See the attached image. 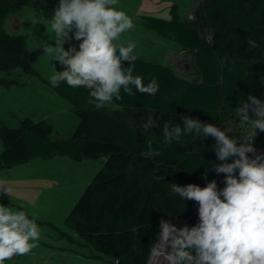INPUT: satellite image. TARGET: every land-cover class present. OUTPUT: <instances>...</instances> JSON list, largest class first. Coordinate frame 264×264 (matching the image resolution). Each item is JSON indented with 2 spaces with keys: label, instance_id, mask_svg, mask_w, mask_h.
Instances as JSON below:
<instances>
[{
  "label": "trees",
  "instance_id": "1",
  "mask_svg": "<svg viewBox=\"0 0 264 264\" xmlns=\"http://www.w3.org/2000/svg\"><path fill=\"white\" fill-rule=\"evenodd\" d=\"M18 1L33 2L0 0V69L25 62V35L1 34ZM45 3L42 0L40 5ZM169 11V18L142 14L141 19L147 29L195 51L194 66L200 80L181 76L168 65L144 60L133 52V75L141 76L145 85L156 79L159 89L149 95L133 86L132 95L121 89L122 99H113L126 114L148 109L168 116L154 120L157 126L138 130L106 108L96 109L88 103L87 89L72 88L66 82L52 87L73 104L79 118L70 138L53 140V127L46 120L25 117L17 126L0 124V169L36 157L70 155L77 161L106 157L64 224L72 225L79 237L116 264H147L162 219L182 217L177 228L199 223L198 203L179 197L167 179H175L178 186L195 184L201 188L215 180L218 191L225 187V174L214 171V165L222 163L215 155V139L191 134L165 144L163 125L183 127V117L188 116L222 130L249 95L264 101V0H211L199 8L194 22L181 18L177 4ZM249 41L257 46L252 47ZM123 66L130 65L123 62ZM63 70L61 66L59 71ZM148 140L158 156L147 155ZM256 154L261 152L256 149Z\"/></svg>",
  "mask_w": 264,
  "mask_h": 264
},
{
  "label": "clouds",
  "instance_id": "2",
  "mask_svg": "<svg viewBox=\"0 0 264 264\" xmlns=\"http://www.w3.org/2000/svg\"><path fill=\"white\" fill-rule=\"evenodd\" d=\"M117 0H59L51 17L54 44L45 46L44 54L58 61L63 71L50 77L53 87L66 82L72 88L88 90L89 104L96 109L124 93L132 95V87L142 94L155 95L156 79L147 85L134 76L135 43L117 44L121 34L133 27L131 18L114 6ZM36 23V21H34ZM70 33L72 35H70ZM72 40L80 41L78 48ZM67 43L69 47L65 49ZM256 47L254 41H249ZM123 62L130 66L124 67ZM251 113V116H250ZM236 115L248 121L257 135L264 132V101L249 95L236 109ZM180 124L165 123V144L179 142L184 135H203L215 139L214 151L222 163L214 165L217 174H225V187L217 190L215 180L201 188L195 184L173 185L185 200L198 203L199 223L191 228H177L160 221L159 241L149 252L152 264H264V153L256 154L254 137L242 141L230 138L213 124L185 116ZM157 126L149 120L145 129ZM148 156L160 153L148 140ZM249 153L254 158L249 157ZM238 157L229 163V158ZM238 171V176H237ZM11 188L0 189L10 194ZM223 197V199H221ZM40 229L24 211H12L0 205V264L14 256L27 255L36 247Z\"/></svg>",
  "mask_w": 264,
  "mask_h": 264
},
{
  "label": "rangeland",
  "instance_id": "3",
  "mask_svg": "<svg viewBox=\"0 0 264 264\" xmlns=\"http://www.w3.org/2000/svg\"><path fill=\"white\" fill-rule=\"evenodd\" d=\"M41 1L33 0L25 4L16 2V8L7 16L1 30V34H24L26 37L25 62L9 69H0V123L5 122L10 126H16L26 115L34 119L42 117V109H51L55 102L50 77L60 64L52 60L51 56L45 55L43 48L54 44L55 34L50 25L59 0H46L44 6L40 5ZM119 1L114 7L131 18L133 27L121 34L116 42L122 44L134 42L135 45L148 39L152 33L144 26L142 14L169 18L170 6L177 4L180 6L178 12L181 18L194 22L199 8L211 2V0L189 2L144 0V5L140 8L138 2ZM209 35L207 30V36ZM79 43L80 41L72 40V44L77 48ZM64 47L67 49L69 45L65 43ZM162 48L163 44L157 41L150 48V53L155 55L157 54L155 49L161 51ZM166 48L169 51L176 50L181 56L186 54L192 69H196L194 50H186L176 44ZM193 79H197V76ZM63 115L61 129L53 122L54 128L51 133L53 140L70 138L77 124L73 112H66ZM252 119L245 121L235 114L224 122L222 131L230 138L242 141L254 135ZM66 126H72L70 135ZM253 146L264 153V133L254 135ZM104 160V156L77 161L70 155H55L49 158L36 157L0 169V189L12 190L9 195L0 194V205L8 206L12 211H24L40 229V238L34 242L36 247L31 252L5 260L4 264H115L112 257L101 254L93 243L79 237L72 225L64 224V218ZM143 180L148 182L147 177H143ZM166 182L172 190L173 185L178 186L175 179H167ZM181 219L182 217L176 216L168 222L176 226ZM158 241L159 237L156 243ZM147 264H152L150 259Z\"/></svg>",
  "mask_w": 264,
  "mask_h": 264
},
{
  "label": "crops",
  "instance_id": "4",
  "mask_svg": "<svg viewBox=\"0 0 264 264\" xmlns=\"http://www.w3.org/2000/svg\"><path fill=\"white\" fill-rule=\"evenodd\" d=\"M121 1L122 0H120L119 2H121ZM131 1L132 2H138L140 8L142 7V5H144V0H131ZM185 1L189 2V0H185ZM179 8H180V6H179ZM169 16H171L170 15V11H169ZM147 30H149L152 33H151L150 36L148 35L149 38L145 39V41L137 42V44L135 45V48H134V53L135 54H137L140 58H142L144 60L155 62V63H159V64L168 65L177 74H179L181 76H184L186 78L188 77L189 79H193L195 76H197L196 80H200L201 75H200V73L198 71L193 70V72L195 73L194 76H192V74L185 73L184 71H182L187 66L185 61L186 60L189 61V59L187 58L188 56L186 54H182V56H181L180 54H177L176 50L175 51H169V50H167V48L165 49V47H172L173 44L175 45L176 43H174V42H172L170 40L167 41L168 39L164 40V39H166L164 37H162L164 39L159 38V36L156 34L157 32L155 33L154 30H150V29H147ZM157 41H160L163 44V48L161 49V51H157L155 49V53H157V54L154 55V54L150 53V50H151L150 48ZM117 44H122V43H117ZM124 45L127 46V44H124ZM176 45H178V44H176ZM178 46H180V45H178ZM158 56H161V57H158ZM176 63H179V67L176 66ZM60 67H61V65L58 67V69L56 71H59ZM189 76H191V77H189ZM51 88H52L51 90H52V92L54 94V99L53 100L55 101L54 105H52L51 109L46 110V108H43L42 109L43 110L42 111V115L43 116L40 117V118H37V119H34L33 117H31L29 115H26L23 118L31 117L34 120H46L47 122H49L52 125L53 128H54V124H53V122H54V123H57V128L61 129V125H62L61 124V119L64 118L63 113L73 112V114L77 118V124H78L79 118H78V116L75 114V112L73 110V104L67 98L62 96L59 92L55 91L53 89V87H51ZM104 108H106V110L109 111L110 113L118 115V117H120L127 124L135 127L138 130H141V131L146 130L145 129V124H147L149 122V120L154 121V120H159V119H167V117H168L165 114H162L160 112H156V111H153V110H148V109L136 110L132 114H126L122 110V108L120 106H118L113 101L108 103V104H106L104 106ZM54 110H56V111H55V114L53 115V111ZM20 121L16 124V126L20 123ZM2 123L6 124L5 122H2ZM77 124H76V126H77ZM7 125H9V124H7ZM76 126H75V128H76ZM66 128L68 130V134L70 135V133H71L70 131L72 129V126H66ZM74 129L72 130V133H73ZM1 150H2V143H1L0 151ZM105 159H106V157H105ZM94 174H93V176H94Z\"/></svg>",
  "mask_w": 264,
  "mask_h": 264
},
{
  "label": "water",
  "instance_id": "5",
  "mask_svg": "<svg viewBox=\"0 0 264 264\" xmlns=\"http://www.w3.org/2000/svg\"><path fill=\"white\" fill-rule=\"evenodd\" d=\"M186 65L187 66L182 71H184L185 73L192 74V76H194L195 73L193 72V69H192L193 67H192V65L190 64V62L188 60L186 62ZM176 66L179 67V63H176ZM189 77H191V76H189ZM176 226H177V224H176ZM114 262H115V264L117 263L116 260H114Z\"/></svg>",
  "mask_w": 264,
  "mask_h": 264
},
{
  "label": "built area",
  "instance_id": "6",
  "mask_svg": "<svg viewBox=\"0 0 264 264\" xmlns=\"http://www.w3.org/2000/svg\"><path fill=\"white\" fill-rule=\"evenodd\" d=\"M253 134L255 135V130H254ZM257 134H258V133H257ZM254 135H251V136H253V137H254Z\"/></svg>",
  "mask_w": 264,
  "mask_h": 264
}]
</instances>
